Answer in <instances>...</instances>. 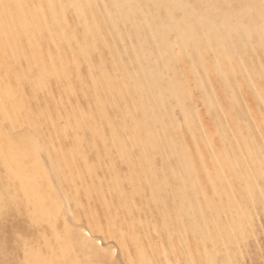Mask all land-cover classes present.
<instances>
[{
    "label": "rangeland",
    "instance_id": "1",
    "mask_svg": "<svg viewBox=\"0 0 264 264\" xmlns=\"http://www.w3.org/2000/svg\"><path fill=\"white\" fill-rule=\"evenodd\" d=\"M185 1L196 12L208 6L213 20L220 11L247 12L234 22V16L224 18L234 26L223 32L218 21L202 16L197 27L198 18H183L184 8H175L173 17L182 14L178 30H166V66L148 63L157 68L151 76L158 80L144 75L143 104L136 108L137 96L127 85L131 76L123 71L138 70L129 46L139 35L141 47L151 49L149 19L137 23L140 12L134 10L137 24L116 22L117 38L109 34L111 22L99 20L108 0L88 2L105 38L89 58L96 82L102 81L97 61L112 82L98 91L109 128L89 102L93 92L82 62L78 77L69 72L66 78L32 63L50 55L72 66L77 41L86 42L64 0V21L58 22L74 32L71 39L49 41L43 29L29 25L16 38H5L9 42L0 40L9 46H0V85L11 87L20 106L12 111L0 94L9 112L0 111V264H31L23 258L25 248L37 247L52 259L42 242L55 247L51 228L69 242L63 252L54 250L65 264H264V0ZM184 21L195 26L186 32ZM238 24L243 27L234 29ZM88 118L101 130H88Z\"/></svg>",
    "mask_w": 264,
    "mask_h": 264
},
{
    "label": "bare ground",
    "instance_id": "2",
    "mask_svg": "<svg viewBox=\"0 0 264 264\" xmlns=\"http://www.w3.org/2000/svg\"><path fill=\"white\" fill-rule=\"evenodd\" d=\"M2 1L0 0V15L2 14V16H3V19L0 20V40L1 41H2V38H4V39L7 38V39H11V40L13 39V37L16 38L17 35H19V33H21L22 31L26 32L27 31L26 28L29 29V25H34L36 30L37 29H39V30L43 29L44 30V35L46 36L45 38H47V40H49V41L52 40L53 37H55L57 40L65 42L66 40L71 39L72 37H74L73 34H72L73 31L70 32L69 30H64V29H61L62 27L61 28L59 27V22L60 21H64L63 14H62L63 2H61V0H41V2H38V3H35V4L31 3L29 5H25L21 0H6V1L4 0L5 2H2ZM64 1L70 7V9H71V11L73 13V16L75 17V19L80 24V27H81L80 28V32H81L80 39H83L86 42L85 43H82V42L79 43L77 41V43H76V45L74 47V49L77 52L76 56H74L75 59H72V61L69 60L70 63L72 64V66H68L67 63L64 64V62L61 60L62 58H60V57H57L56 60L53 62L52 60L54 59V57L52 59V57L50 55L48 57H45V59L47 61H49V63L45 59H43L42 57H41V60H38L37 58H34V59H37V60L36 61L33 60L32 63L37 65V69H40V70H42L44 68L45 69L49 68L50 69V76L51 75L52 76H63L64 78H66L68 76L69 72H72L74 77H78L77 66H78V63L82 62L85 65L86 76L88 78L87 82L89 83V86H90V88H91V90L93 92L91 99H89V102L91 101V103L93 102L95 105L98 106L97 107V112H96L97 116L99 118H102V120H104V124L109 128V123L110 122L107 119L102 107L100 106V104H102V101L98 97V91H100L103 88L105 90H108V86H112V82H111V79L106 75V72H105L106 70H104L101 67V65H100L101 61H97V64H96L97 66L96 67H97L98 76L101 78L102 81L96 82V80H98V79H96L97 77H94L92 75V73H91V69L94 66H92L93 64L91 63L90 58H89L90 50L95 48V47H93V46H95L94 44L98 43L100 46H104V39L105 38H102V36H101L102 34H100V32L98 30V24H97V21H96V17L93 14L92 8L88 4V2L90 0H82V2H79L80 0L79 1L78 0H64ZM139 1L143 2L144 6H145V10H140L141 8L139 9V7H138V6H140ZM205 1H207V0H205ZM224 2H226V1H224ZM258 3H259V1H258ZM54 4L57 7V12L55 10V13H54V10H53L54 9ZM147 4L150 7H152V9H150V10H152V12L148 11L149 9L147 10V8H148ZM189 4H191V3H189ZM194 4H191V6H193ZM207 4H208V2H207ZM237 4H238V2H237ZM239 4H240V2H239ZM3 5L4 6L7 5L5 7L7 12H5V13H3V10H4L3 9ZM14 5H17V7H14L15 10H12V7ZM221 6H220V8H221ZM188 7L189 6H188V4H187V2L185 0H108V6H106V5L104 6L103 5V9L99 11V14H100V16H99L100 19L99 20H103L104 21V20L108 19L109 22H111V28L109 30V34H111V35H113V36H115L117 38L120 36V32L118 31V29L116 27V22H122V21L129 20L128 21V22H130L129 24H132V25L135 26L139 21L143 20L142 23H144V21H145L144 19H146L147 17L149 19V21H145V23L147 22L146 24L150 27V43H151L152 47H151L150 50H148V49L145 50V49H143L141 47V44H143V41H144L143 34L139 35L137 37V39L135 38L136 39L135 46H132V47L129 46V48L134 52V58H133V61L135 62L134 66H137L138 70L126 71L127 70L126 69V70L123 71L125 73V75L131 76V78L129 79V83L127 85H128V88L131 89L132 91H134L136 96H137V99L135 101L136 103H134L135 108L138 105L143 104V101L140 100V98H142L140 96V91L143 90V88H144L143 87V83H142L143 79H144V75H147L148 73H150V75L147 76V81L151 77L152 78L151 83L156 81V80H158V79H155L154 77L151 76L152 74L157 73V68L155 67V68L149 69L148 63L150 61H153V62H157L158 64H161L162 68H165V66H166L165 62L162 59V53L166 52V53L169 54V39L166 36V30L169 29V26H173L174 30L177 31L178 30L177 29L178 20H179L180 15L182 14L181 13L180 15H178V17L177 16L173 17V15H172L173 12L172 11L175 10V8H176V10L184 8V11H186V12L184 14H182L183 18H185L186 15H188V17L198 18L197 19V27H198L199 23H202V20H201L202 16L208 21V23L210 22V20L218 21V23H219L218 26L217 25H215V26L219 27L223 32H226L232 26H234L232 23L223 22L224 18H229L230 16H234L232 21H231V22H234V21H237L238 18H239L238 17V13L247 12V8H244L242 11L240 10L239 12H235V13H229V12H226V11H220L217 14L215 20H213V19H210L205 13V10H206V8H208V6H201V7L197 6V7H199L197 12H196V10L188 8ZM142 9H143V7H142ZM157 9H159L158 13L162 10V15H161L162 17H158V15L156 14ZM134 10H137V11L140 12L139 13V18H137L138 19L137 23H135L136 20H131L132 19L131 18V13ZM18 11L22 13V16L19 15ZM243 14H245V13H242V15ZM6 15H9L12 18L7 21L6 17H5ZM132 16H133V14H132ZM33 18H37L35 22H34ZM135 18L136 17H134V19ZM67 23H68V21H67ZM184 23H185V21H184ZM92 25L94 26V30L96 32V35H95V32H94V34L91 32V30L93 28ZM193 26H195V24H193ZM193 26L189 25V24H186V26L183 27V30L188 32ZM239 27H243V26L238 24V25H236V27H234V29H238ZM199 31H200V34H202L203 36L205 35V33L201 29H199ZM133 32H134V30H133ZM114 34H116V35H114ZM136 34H138V32L134 33L135 37H136ZM28 40L29 39L27 38V42H31L30 40L29 41ZM14 41H16V40H14ZM5 42L7 43L9 41H6V39H5ZM54 42H55V40H54ZM11 43H12V41H11ZM13 43H16V42H13ZM107 44H108V42H107ZM55 45L57 46V43ZM233 45H235V44H233ZM0 46L2 47L3 44L0 43ZM6 46L2 47V51L5 50ZM7 47H9V46H7ZM143 47H144V45H143ZM108 48H109V46H108ZM111 48L114 50L115 54L118 56V54H117L116 50L114 49V47L112 46V44H111ZM18 49H19V47H18ZM235 50H237V48H235ZM236 53H237V51H236ZM112 56H113V54H112ZM212 56H213L212 59L217 62L218 57L215 54H213ZM101 59H102V57H101ZM130 62H131V60H130ZM2 63L3 62H1V65H2ZM10 64H8V69H11L10 66H9ZM6 68H3L2 70L6 69ZM146 69H147L148 72L145 71ZM117 70L119 71V69H117ZM22 71H23L22 73H24V70H22ZM7 73H8V71H7ZM141 73H142V75H140ZM25 79H26V77H25ZM81 79H82V77H81ZM35 83H37V84H35ZM105 83H107V84L105 85ZM145 83H146V85H149L148 87H150V88L158 89L157 83L153 84L152 86H151V84H149L147 82H145ZM31 85L32 86H36V87L40 86V84H39V82L37 80H33ZM42 85H43V83H42ZM79 85L81 86V84H79ZM67 86H68L67 89L71 90V87L69 85H67ZM79 90H82V89H79ZM121 90H122V88H121ZM46 91H47V89H46ZM127 93H129V92H127ZM0 94H3L5 96L6 100L9 102V107H10V109L12 111H13V109L20 107V106L19 107L16 106L17 105V101H15L13 99V92H12L11 87L8 86V84L2 83L0 85ZM117 96L119 97V95H117ZM124 101H125V99H124ZM75 104H76V102H75ZM0 111H2L3 115L4 114L7 115L9 113L8 110H6V108L4 107V104H3L2 101H0ZM78 113H80V112H78ZM79 115H80L79 117H81V114H79ZM73 121H74L73 124H74L75 127H79L81 125L79 120L75 119ZM65 124H66V122H65ZM61 128H63V127H61ZM132 128H133L132 132L134 131V129H137L136 127H132ZM87 129L90 130V131H96L97 132V131L101 130V127L98 125V123H96V122L94 123V121H92L90 118H88V120H87ZM0 132H1V129H0ZM93 133H95V132H93ZM6 160H8V159H6ZM7 163H8V161H7ZM6 167H10V166L7 165ZM11 168H13V167L11 166ZM4 171L6 172V169ZM184 198H185L184 195L180 196V200L181 201H184ZM155 219H156V217H155ZM124 232H125V230H124ZM50 235L53 237L55 247H50L46 243L45 240H43L42 242H43L44 246L49 247L50 252L53 251V255L55 257L54 256H52V257L54 259L53 258L52 259L45 258V256H43L40 253V250H38L37 247L36 248H25L22 251L23 258H24L25 262L28 263V261H29L31 264H65V263H62V262H58L59 257H61L63 255H60V254L56 255V253H54V250L57 251V252H59L58 250H61L63 252L64 251V247L69 245V242H68L67 238H65L63 235H58V233L53 228L50 229ZM162 249H163V246H162ZM166 264H168V263L166 262Z\"/></svg>",
    "mask_w": 264,
    "mask_h": 264
}]
</instances>
